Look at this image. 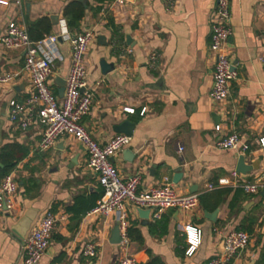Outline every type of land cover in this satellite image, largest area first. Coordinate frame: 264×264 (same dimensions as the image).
I'll return each instance as SVG.
<instances>
[{"label": "crops", "instance_id": "1", "mask_svg": "<svg viewBox=\"0 0 264 264\" xmlns=\"http://www.w3.org/2000/svg\"><path fill=\"white\" fill-rule=\"evenodd\" d=\"M113 1L21 0V9L12 3L0 6V35L16 21L35 39L48 27H33L42 19L50 27L44 36L58 35L64 26L70 34L92 31L85 65L86 83L94 97L82 126L98 143L106 144L118 135L115 126L130 121V144L112 159L121 177L139 174L138 191L163 185L167 178L179 195H207L205 205L199 202L189 212L166 210L160 220L143 225L137 209L126 204L133 238L125 250L111 244L117 215L87 216L101 190L86 168L82 146L61 137L53 148L39 152L40 127L33 124L21 131L9 122L7 103L22 101L31 89L29 78L21 76L0 84V148L10 145L20 159L11 172L18 184L14 208L0 214V264H21L23 240L12 228L32 209L36 216L26 236L45 212L51 211L57 220L39 264H117L124 254L139 264H207L221 254L223 236L238 230L249 234L250 243L235 264H264V195H236L240 189L233 187L208 188L237 172L241 157L246 172H238L237 181L264 180V150L256 143L264 136V0H231L232 35L225 50L237 76L230 83L229 96L220 102L209 96L210 19L216 0H174L172 8L163 0H129L120 5ZM74 2L85 5V11L78 28L70 29L64 10ZM152 52L157 58L154 68H149ZM57 57L48 85L58 96L55 81L64 80L70 66V48L61 39ZM102 59L114 64L106 75L101 71ZM23 64L21 51L0 50L4 73L18 74ZM126 108L134 113H126ZM216 125L221 132L215 133ZM230 132L248 145L246 152L215 148L216 140ZM179 147L183 152H178ZM179 172L182 179L174 184ZM222 189L231 191L214 207L212 194ZM206 212L217 213L214 222L205 218ZM186 225L201 231V244L191 257L185 255ZM86 243L97 245L98 260L82 256Z\"/></svg>", "mask_w": 264, "mask_h": 264}, {"label": "built area", "instance_id": "2", "mask_svg": "<svg viewBox=\"0 0 264 264\" xmlns=\"http://www.w3.org/2000/svg\"><path fill=\"white\" fill-rule=\"evenodd\" d=\"M168 8H172L174 0H163ZM129 0H114L113 4L128 3ZM13 4L17 9L22 8L21 0H0V6ZM231 0H216L214 11L210 19L211 38L209 51L213 62V84L210 99L213 102L225 100L230 93V83L236 79V72L226 53V44L231 35L230 26ZM93 38V32L85 30L70 34L64 26L58 35H47L39 41H32L26 29L11 21L5 32L0 35V50H16L23 53L24 64L18 74L4 73L0 68V84H7L19 77H27L31 83L29 94L22 101L15 99L7 103L9 122L17 129L25 131L33 124L40 127V139L36 150L45 152L53 148L61 137H70L77 141L86 153V168L92 172L102 192L101 198L89 211L87 216H108L116 214L120 234L119 247L123 250L129 244V221L126 204L136 209L149 210V220L155 222L161 219L166 210L189 212L199 205V195H179L164 178V184L147 190L138 191L141 181L139 174L127 179L115 170L112 159L118 152L129 146L130 136L118 134L106 144L98 143L82 126V119L90 112L94 92L87 86L85 58L88 46ZM64 40L70 48V66L64 79V93L59 98L48 85L54 64L57 60L58 40ZM157 54L149 56V68H154ZM264 64V61L262 60ZM133 114L134 110L125 109ZM146 108L142 109L143 116ZM215 133L221 132V126L216 125ZM264 150V136L256 141ZM218 150H239L246 152L247 144L241 143L236 132H230L218 138L214 144ZM178 152H183L179 147ZM239 174L232 171L230 178H221L215 187H233L240 189L246 195H264V180L237 181ZM18 191L17 181L12 173L0 180V214L10 212L14 208V196ZM57 220L51 211L45 212L36 226L23 240L21 264H39L45 255L52 232ZM186 243L185 255L191 257L201 244V231L192 225L183 227ZM223 252L207 264H235V260L250 243V236L245 231H232L222 238ZM82 256L88 261H96L99 257L98 247L93 243H86L82 248ZM117 264H139L135 257L124 254Z\"/></svg>", "mask_w": 264, "mask_h": 264}, {"label": "water", "instance_id": "3", "mask_svg": "<svg viewBox=\"0 0 264 264\" xmlns=\"http://www.w3.org/2000/svg\"><path fill=\"white\" fill-rule=\"evenodd\" d=\"M100 40H104V38L101 37ZM129 40L130 39L127 38V44H129ZM103 45H106V42L103 41ZM100 67H101L102 74H104V75H106V74H108L114 70V64L113 63L109 64L104 59H102L100 61ZM55 84L58 86V91H57L58 97L62 98L63 93H64V80L57 79L55 81ZM132 129H133V124L128 120L123 121L122 123L115 126V128H114L116 133L127 135V136H131ZM125 154L130 156L129 153H125ZM237 172H239L241 174H245V172H246V167L244 166V158H242V157L239 159ZM181 179H182V173L181 172L176 173L174 175V178H173V183L178 184ZM137 213L139 215V218L143 221L142 222L143 225H147L148 220H149V214H150L149 210L137 209ZM216 214H217L216 212H214V213H207L206 212L204 216L207 220L214 222L216 219ZM35 216H36L35 209L28 211L25 214V216L18 222V224L16 226H14V228H12L13 232L21 240H24L26 233L28 232L32 221L35 219ZM120 241L121 240H120L119 228L117 225L112 230L110 243L113 245H119ZM219 250H220V253L223 252V242L220 244Z\"/></svg>", "mask_w": 264, "mask_h": 264}, {"label": "trees", "instance_id": "4", "mask_svg": "<svg viewBox=\"0 0 264 264\" xmlns=\"http://www.w3.org/2000/svg\"><path fill=\"white\" fill-rule=\"evenodd\" d=\"M85 11V5H83L80 2H74L70 4L66 9L64 10V16L67 19V23L70 29H76L78 28L79 21L82 19ZM111 23V20L109 21ZM112 24V23H111ZM47 25V29L44 30L43 34H48L49 32V24L46 22L45 19L39 20L36 24H34V28H41ZM29 34V31H28ZM40 34V36L36 37L35 39H32L33 41H39L41 40L44 35ZM20 159L16 157V152H14V149L10 147V145H3L0 148V180L10 174L14 167L16 166V163ZM230 189H222V190H217L214 194H212V199H213V206L218 207L221 205L223 202L224 198L228 193H230ZM243 193L241 190H236V195ZM102 192L99 193L98 195V200L101 198ZM207 195H202L199 196V202L205 205V198ZM233 208V204H230V209ZM133 232L131 230V227L128 228V237L129 239L133 238L132 236ZM139 239V238H136ZM262 262H264V245L262 248ZM152 264H160L159 262H153Z\"/></svg>", "mask_w": 264, "mask_h": 264}]
</instances>
